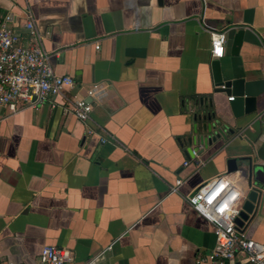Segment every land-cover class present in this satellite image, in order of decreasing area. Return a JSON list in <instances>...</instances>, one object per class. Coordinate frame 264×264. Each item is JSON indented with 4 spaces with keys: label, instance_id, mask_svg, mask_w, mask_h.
<instances>
[{
    "label": "crops",
    "instance_id": "obj_1",
    "mask_svg": "<svg viewBox=\"0 0 264 264\" xmlns=\"http://www.w3.org/2000/svg\"><path fill=\"white\" fill-rule=\"evenodd\" d=\"M23 11L55 74L93 110L82 123L60 97L0 107V264H33L44 246L70 249L69 264H248L202 261L213 227L187 197L228 175L241 207L246 178L226 161L249 162L262 183L241 231L264 245V0H0V14ZM220 30L224 78L261 83L250 113L243 104L235 116L233 96L214 91L210 33ZM211 124L224 137L211 139Z\"/></svg>",
    "mask_w": 264,
    "mask_h": 264
},
{
    "label": "built area",
    "instance_id": "obj_2",
    "mask_svg": "<svg viewBox=\"0 0 264 264\" xmlns=\"http://www.w3.org/2000/svg\"><path fill=\"white\" fill-rule=\"evenodd\" d=\"M21 34L27 36L29 45L21 44ZM42 39L30 12L0 14V107L14 114L60 97L65 113L86 122L93 110L92 105L83 98L70 95L74 82L69 76L55 74L49 52L41 47ZM225 44V31L210 33L209 54L213 60L223 57ZM98 48L96 44L95 49ZM97 89L96 85L93 86L87 95H93ZM86 133L95 131L87 128ZM100 141L104 143L106 139L101 138ZM192 155L197 157V151L192 150ZM181 183L177 179L172 191H176ZM241 201L242 195L228 175L208 179L187 197L188 205L213 227L215 247L202 261L222 263L240 259L248 264H264V245L246 237L236 225ZM71 261L70 249L44 246L33 264H69Z\"/></svg>",
    "mask_w": 264,
    "mask_h": 264
},
{
    "label": "water",
    "instance_id": "obj_3",
    "mask_svg": "<svg viewBox=\"0 0 264 264\" xmlns=\"http://www.w3.org/2000/svg\"><path fill=\"white\" fill-rule=\"evenodd\" d=\"M243 37V31L239 30L232 41L230 47V54L236 55L241 46V41ZM213 80L216 85L215 92L225 93L227 96H233V101L230 102L231 108L235 116L242 113L243 104L244 111L250 113L255 110L256 97L262 92L261 83L259 81H245L242 78H224L220 62L214 60L211 64ZM207 133H212L211 139L215 140L220 137H224L221 129H217L215 125H205ZM227 172L234 173L239 172V174L246 178V183L248 187V192L243 200L241 211L236 218V225L241 228L243 222L248 220L249 215L254 211L255 205L258 201L260 191L257 184L262 183L261 170L255 166H251L249 162H238L235 158H228L226 161Z\"/></svg>",
    "mask_w": 264,
    "mask_h": 264
}]
</instances>
